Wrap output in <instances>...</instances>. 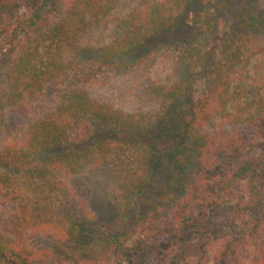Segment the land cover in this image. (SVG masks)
Wrapping results in <instances>:
<instances>
[{
    "label": "trees",
    "instance_id": "1",
    "mask_svg": "<svg viewBox=\"0 0 264 264\" xmlns=\"http://www.w3.org/2000/svg\"><path fill=\"white\" fill-rule=\"evenodd\" d=\"M256 1L0 0V38L9 45L0 58V128L5 108L37 98L51 83L59 85L60 100L0 147V195L18 201L0 223V264L126 260L119 242L102 233V219L74 194L69 177L108 164L118 177H142L132 189L143 199L158 188L152 182L160 175L166 188L153 193V202L164 193H184L188 177L212 175L215 146L200 130L210 118L237 128L264 121V72L254 77L251 70L253 57L264 54V7ZM192 9L196 21L203 18L201 39L179 59L171 86L126 81L141 73L136 58L150 53V39L180 28ZM228 15L235 21L229 24ZM200 64L213 73L197 100L194 69ZM108 83L121 84L122 95L133 92L139 102L125 106L110 97ZM12 176L25 178L24 194L11 193ZM137 203L135 197L127 211ZM160 224L176 229L175 220ZM119 230L111 236L119 238ZM246 231L231 241L202 243L182 264H264V212ZM38 234L56 249L35 248Z\"/></svg>",
    "mask_w": 264,
    "mask_h": 264
},
{
    "label": "rangeland",
    "instance_id": "2",
    "mask_svg": "<svg viewBox=\"0 0 264 264\" xmlns=\"http://www.w3.org/2000/svg\"><path fill=\"white\" fill-rule=\"evenodd\" d=\"M256 2L264 7V0ZM192 10V15L180 28L157 34L150 39V53L136 58L140 60L141 73L126 78V81L140 84L141 79L146 78L164 88L171 86L173 70L179 59L201 39L198 25L203 22V18L196 21L193 18L195 11ZM226 18L229 19V24L235 21L232 15ZM8 48L6 37L2 36L0 58H5ZM251 70L254 77L264 72L263 53L253 57ZM194 72L198 77L193 88V98L198 100L206 92L213 70L200 64L195 67ZM58 89L59 85L51 83L37 98L22 105L4 107L0 147L17 132L54 110L60 103ZM105 89L106 94L125 106H133L139 102L133 92L122 95L121 84L108 83ZM253 90L254 88L250 89V100L255 97ZM200 130L202 136L207 137L208 142L215 146V153L211 152L214 158L213 172L210 177H188L184 193L175 195L171 191L150 202L154 200L153 193L157 189L166 188L164 177L158 178V175L152 182L158 188L149 192L150 197L141 199L136 192L133 194L132 183L140 181L142 177H118L108 164L100 165L82 175L69 177L68 182L74 194L86 209L102 219V233L109 236L112 242L118 241L127 252L126 260L117 261L119 264H182V260L189 259L191 255L197 256L199 248L206 241L210 242L216 237L224 241L243 237L247 232V225L263 214L264 121L258 125L237 128L225 126L224 121L214 115ZM224 142L229 146L224 147ZM158 179L160 180L155 182ZM10 182L11 193L16 197L20 192L21 195L24 194L21 189L27 188L24 177L12 176ZM4 190L9 191L5 184ZM35 191L26 190V193L31 195ZM135 197L138 203L132 212H128V206ZM16 199L0 195V223L16 210ZM157 204L162 206L158 207ZM185 204L187 208L184 215H188V219L181 213L177 214ZM154 215L158 217L154 219ZM164 220L168 223L175 220L176 229L162 226L160 223ZM205 227L209 234L205 232ZM110 230H119L120 235L117 237L120 239L112 237L115 232ZM112 232L114 233L111 234ZM32 244L37 249H56L57 246L42 234L34 236Z\"/></svg>",
    "mask_w": 264,
    "mask_h": 264
}]
</instances>
